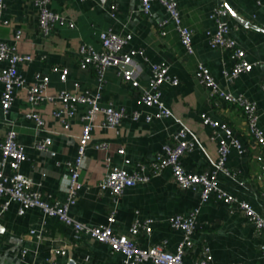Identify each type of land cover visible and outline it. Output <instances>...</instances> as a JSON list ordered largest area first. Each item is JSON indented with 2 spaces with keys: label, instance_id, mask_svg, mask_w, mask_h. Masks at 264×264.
<instances>
[{
  "label": "crops",
  "instance_id": "1",
  "mask_svg": "<svg viewBox=\"0 0 264 264\" xmlns=\"http://www.w3.org/2000/svg\"><path fill=\"white\" fill-rule=\"evenodd\" d=\"M177 4L182 25L193 33L194 53L191 56L185 54L172 24L163 27L164 36L160 34V24L167 19L164 9L153 3L150 15L145 16L139 0H120L114 17L111 16L110 3L103 0H54L51 9L72 23L73 28L56 26L48 36H43L38 28L34 0H5L1 20L10 23L3 26L0 21V41L15 46L19 54L31 57L29 63L17 66L28 86L35 83L38 73L49 77L45 96H54L61 89L73 90L74 83L79 84V92L89 90L93 93L96 90L95 70L79 69L77 50L81 45H91L98 50L96 36L102 31L112 30L121 36H132L124 51L143 52V57H134L141 68L139 79L142 86L150 77V65L166 63L169 76L178 80L176 87L164 83L161 88L162 101L173 116L169 118H154L157 110L144 107L139 92L122 82L115 70L109 69L105 73L100 105L123 107L128 115L139 112L142 117L133 121L128 116L117 127L106 129L102 126L103 117L100 114L94 116L92 140L86 150L85 168L79 177L82 187L69 214L75 220L95 227L106 225L107 217L114 213L113 229L122 235L129 234L136 219L141 222L151 219V232L138 235L134 239L136 244L143 249L163 245L166 251L175 253L183 240V233L172 229L168 219L198 209L196 228L190 235L192 247L185 251L184 264H193L201 256L203 247L209 248L215 264H264L261 253L264 232H256L237 205L214 200L201 202L199 187L183 191L175 184L170 169L154 173L152 167L161 147L173 143V136L180 129L176 122L179 119L200 142V146L196 145L183 156V169L191 173L207 170L216 160V136L222 133L204 126L201 117L226 123L239 140L243 152L231 150L227 162L230 174H219V185L238 201H247L264 217V177H261L264 151L250 136L242 110L211 96L195 77L197 64L202 63L220 88L233 95H242L255 104L258 126L264 133V94L260 88L264 79V0H177ZM219 4L227 8L230 36L245 51L246 59L256 63L249 73L231 81L224 76L233 67L230 52L211 49L206 36L207 31L216 28L210 14ZM17 29L23 32L18 41L14 38ZM4 66L5 63L0 64V69ZM54 66L69 70L65 84L51 72ZM1 91L0 84V97ZM26 97L25 91L17 90L7 113L0 104V144L6 132L13 129L27 156L20 173L45 201L63 203L66 199L63 190V178L68 173L66 164L77 155L82 127L80 116L87 107L79 108L69 129L65 130L51 115L57 108L56 102L44 99L35 106L43 121L38 127L33 120L26 118V113L31 110ZM148 114L152 119L147 123L143 115ZM45 137L51 139V146L47 151H38L36 144ZM100 143H106L107 150L97 149ZM119 149L124 153L119 154ZM107 158L110 166L127 172H134L138 165L142 166L141 173L150 180L126 189L117 201L113 200L98 187L106 172ZM125 160L130 163L126 165ZM2 169L9 171L7 166ZM2 201L0 198V207ZM17 209L18 205L11 203L0 216V264H51L54 259L57 264H123L122 256L111 253L108 246L96 243L84 234L75 237L69 228L56 219L44 218L38 209H29L22 216L17 214ZM31 230H41L40 236L31 234ZM55 249L65 250L66 255L54 257L52 251Z\"/></svg>",
  "mask_w": 264,
  "mask_h": 264
},
{
  "label": "built area",
  "instance_id": "2",
  "mask_svg": "<svg viewBox=\"0 0 264 264\" xmlns=\"http://www.w3.org/2000/svg\"><path fill=\"white\" fill-rule=\"evenodd\" d=\"M54 0H34V5L38 10L37 24L43 36H48L56 26H68L73 28V24L66 21L59 13L51 9ZM84 2L85 0H79ZM110 3L111 16L114 17L117 12L120 0H103ZM141 3V12L148 16L151 13L153 3H158L165 11L167 19L160 24V34L166 33L163 27L170 23L173 25L179 42L183 47L185 54L191 56L194 53L192 46V30L182 25L177 0H139ZM5 10V0H0V21L3 26H8L10 21L1 20ZM228 15L224 4H219L210 14V19L215 23L214 31H207L206 36L208 44L214 50H226L230 52L233 61V67L230 72H225L224 76L231 81L242 74L249 73L256 63H251L246 59L243 49L238 47L236 41L230 36V28L226 22ZM23 35L21 29L15 30L14 38L20 40ZM99 49L91 45H81L77 50L78 67L81 70L93 68L96 73L98 86L92 93L89 90H80L79 84H73V90L61 89L54 96H45V90L49 83L47 75L36 74L35 83L28 86L19 74L17 66L22 63H29L31 57L21 55L17 52L15 46H9L0 41V64L5 66L0 69V84L2 85L0 104L2 110L7 113L14 101V93L17 90H23L27 95V103L31 110L26 113V118L33 120L38 127L42 126L41 114L35 110L44 99L57 105L52 112V117L61 123L63 129L68 130L70 121L74 119L80 107L86 106L85 113L81 114L82 121L81 134L78 139L77 155L73 161L66 164L67 175L63 178V190L66 194L65 202L49 203L45 201L41 194L31 189L30 181L20 173L21 165L26 161L27 156L23 146L17 141V134L13 129H9L3 142L0 144V198L3 199L0 207V216L6 212L11 203L18 205L17 214L19 216L32 208L38 209L44 218L56 219L65 227L69 228L75 237L81 234L87 235L92 241L109 247L111 253L120 254L123 264H184L183 256L185 251L192 247L190 235L196 228L198 209H195L187 215L175 214L168 219L172 229L183 233V240L178 245L175 253L166 251L163 245H155L149 249L139 247L135 238L141 233L149 234L153 220L147 219L141 222L136 219L129 228L128 235L118 234L114 231L115 223L114 213L107 217L106 225L89 227L69 214L70 208L75 204V200L82 185L79 181L80 173L85 168L86 150L92 140L93 118L100 114L103 117L102 126L106 129L117 127L121 121L130 117L133 121H138L142 115L139 112H132L128 115L123 107H114L113 105L101 106V90L105 73L109 69L116 71L117 76L125 84L130 85L140 94L142 105L146 108H155L156 119L173 117L171 111L165 106L161 98V88L164 83L172 87L178 85V80L169 76V66L166 63H153L150 65V77L144 86L141 85L139 76L140 66L134 61L135 56L143 57L141 50L130 49L125 52V47L132 39L130 34L125 36L118 35L112 30L102 31L96 36ZM52 73L58 75L62 84L68 81L69 70L66 67L54 66ZM195 77L200 86L206 88L211 96L217 97L222 102L239 107L246 119L247 129L250 136L256 144L264 151V133L258 126L259 115L255 104L248 102L242 95H233L215 82L210 71L202 64L198 63L195 71ZM261 91L264 94V79L260 84ZM145 122H150L151 115H143ZM202 124L213 130H219L222 135L216 136L217 157L212 161L207 170L201 173L185 172L181 160L184 155L190 153L196 145L200 146L197 136L179 119L176 122L180 129L173 136V143L165 144L160 151L156 153L152 167L154 173L163 169H170L172 178L177 187L183 191L195 190L200 188V201L206 202L214 200L225 205H237V208L248 219L256 232H264V217L254 211L247 201H238L234 196L227 193L218 182V175H229L227 169L228 157L232 149L242 153L243 149L233 133V130L226 124L214 121L206 116L201 117ZM51 146V139L45 137L36 144L38 151H47ZM106 143H100L96 146L99 150H107ZM123 154V149L118 150ZM107 167L105 175L98 187L101 191L107 192L113 200L117 199L123 192L139 183H147L149 176L142 174L143 167L138 165V170L127 172L124 169L109 165L107 158ZM130 162L125 160V164ZM7 166L8 172L2 168ZM261 177H264V169ZM138 214V213H136ZM31 234H41L40 231L31 230ZM261 253L264 255V246L261 247ZM25 252H22L24 255ZM54 257H64L65 250L55 249L52 251ZM51 264H57L54 259ZM193 264H215L213 256L208 247H203L201 256ZM234 264V263H230Z\"/></svg>",
  "mask_w": 264,
  "mask_h": 264
}]
</instances>
